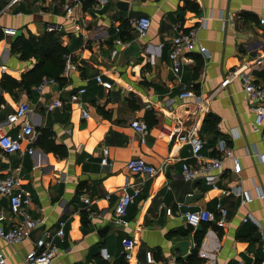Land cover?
Segmentation results:
<instances>
[{
  "label": "crops",
  "instance_id": "crops-1",
  "mask_svg": "<svg viewBox=\"0 0 264 264\" xmlns=\"http://www.w3.org/2000/svg\"><path fill=\"white\" fill-rule=\"evenodd\" d=\"M67 5L74 6L73 19L67 17ZM144 15L151 26L134 38L131 22ZM262 20L264 0H0V80L9 75L21 82L37 62L21 59L11 51V42L49 28L63 32V44L75 63L68 76H62V84L38 90L34 83L13 94L0 86V126L5 133L18 132V125L4 121L26 100L34 129L52 130L68 150L64 158L38 144L33 154L0 150V173L21 177L32 192L31 215L43 219L19 243L0 238L5 264H27L25 256L42 233L55 232L62 221L64 236L53 238L59 254L51 264H99L101 246L108 248L113 264H143L147 250L158 263L173 257L182 261L195 248L199 264H264V203L257 194L258 188L264 193V161L259 158L264 154V119L257 130L252 128L256 114L240 77L245 73L264 84ZM3 27L16 28L17 34L5 36ZM178 28H195L208 57L192 53L194 63L175 75L168 53ZM118 37L126 45L116 44ZM134 41L140 50L127 57ZM100 74L112 82L110 89L96 81ZM226 77L230 82L222 86ZM80 88L86 89L81 99L87 119L75 102L48 109L57 98L67 102ZM210 113L219 118L215 126L212 121L204 124ZM134 119L149 122L144 142L130 126ZM179 125L200 135L209 157L220 155L216 142L226 138L242 171L233 173L232 160H225L218 189L183 178L182 163L191 156V147L171 137L170 130ZM104 148L109 149L108 165L101 164ZM132 158L159 171L154 177L133 174L125 167ZM128 179L135 186L143 181L142 191L128 208L129 225L118 226L111 218ZM236 187L252 200L242 202L233 191ZM82 196L90 197L89 206ZM220 208L227 211L223 227L187 225L185 211L207 209L219 216ZM1 212H10L7 196L0 195ZM17 219L8 216L4 227ZM125 236L136 241L131 263L121 254Z\"/></svg>",
  "mask_w": 264,
  "mask_h": 264
},
{
  "label": "built area",
  "instance_id": "built-area-1",
  "mask_svg": "<svg viewBox=\"0 0 264 264\" xmlns=\"http://www.w3.org/2000/svg\"><path fill=\"white\" fill-rule=\"evenodd\" d=\"M81 1V0H77ZM67 17L71 18L74 12V6L67 5L65 7ZM73 19V18H71ZM75 22V20H73ZM264 22V20H262ZM76 23V22H75ZM135 34L145 33L151 26V19L149 16H140L131 22ZM53 28H49L51 31ZM5 36H14L17 34V29L13 27H3L1 29ZM120 28H117V32ZM116 44L126 45L123 43L120 37L117 38ZM198 52L208 57V50L205 46L200 45L197 38V30L195 28L182 29L178 28L175 36L172 38V45L169 49L168 60L171 71L178 75L182 68L194 63L192 53ZM261 62V61H259ZM75 68L73 55L68 53L65 57V67L61 74L63 77H67L69 72ZM243 80V88L245 94L250 102H252V109L256 114V118L252 123L254 130L258 129L259 124L264 119V84L255 82L249 75L242 73L240 76ZM96 81L102 85L105 89L112 87V82L103 78L100 74L96 76ZM230 82L229 77H226L221 83L222 86L227 85ZM58 84V81L54 78L43 77L38 84V90H42L46 86ZM186 90V86H183ZM86 92L85 88H80L73 94H71L69 100L64 102L60 98L55 99L48 105L49 110L61 107L64 103L78 104L82 118L87 119L89 112L84 106L82 101V95ZM196 100L201 102V97H197ZM32 108L28 101H19L15 109L7 114L5 123L7 125H18L19 129L15 135L5 133L3 127L0 126V150L5 154H14L17 152L27 151L29 154H33L35 151V145L39 138V132L34 129L32 121L28 118ZM130 126L134 129L136 134L141 136L142 142H144V136L149 130L148 123L143 119H134L130 122ZM170 135L175 140L184 142L191 147V156L182 163V176L185 179L193 181H204L212 188L218 189L219 182L221 180V174L219 171L222 169L223 162L225 160H232L233 168L232 172L239 174L242 171V165L239 159L234 155L233 149L229 146L226 138H220L217 140L215 150L220 153L219 156H207L203 153L205 146L204 140L198 133L194 132V129L186 128L184 125H179L170 130ZM29 144L30 147L26 149L24 144ZM260 160L264 161V154L259 155ZM109 162V149L104 148L102 150V165H108ZM125 167L129 172L140 175L154 177L159 171L155 166L147 163L141 158H132L128 160ZM143 181L138 185H134L129 179L123 186L121 195L119 196L116 205L114 207L112 222L118 226L129 225L128 208L130 204L140 195L142 191ZM238 196L242 198V202H249L252 200V196L243 191L240 187L233 188ZM223 192V191H222ZM258 197L263 200L264 193L260 188L257 191ZM0 195L7 196L10 202V212L0 213V238L4 241L15 244L28 238L30 232L40 226L43 222L42 217L33 216L30 213V207L32 203V192L23 186V180L18 174L0 173ZM109 195H107V198ZM83 202L89 206L91 199L88 196H82ZM227 211L225 208H220V215L216 216L213 212L207 209L199 210H187L184 212V216L187 225L191 227H197L202 223H214L219 227H223L226 223ZM15 216L18 219L10 224L6 229L3 222L8 216ZM92 215V214H91ZM252 217V216H251ZM254 220V218L252 217ZM65 222H60L59 227L55 232L46 230L42 233L41 237L36 241L35 249L31 250L25 256V262L27 264H51L53 259L59 254V248L54 243L53 238H62L64 236ZM121 254L125 261L131 263L134 259V251L136 248V241L129 236H125L121 239ZM264 252V249H263ZM100 263L99 264H113L112 255L110 254L106 246H101L100 251ZM0 264H5L3 254L0 253ZM143 264H183L182 261L173 257L168 261L158 263L151 250H147L145 254V261Z\"/></svg>",
  "mask_w": 264,
  "mask_h": 264
},
{
  "label": "trees",
  "instance_id": "trees-1",
  "mask_svg": "<svg viewBox=\"0 0 264 264\" xmlns=\"http://www.w3.org/2000/svg\"><path fill=\"white\" fill-rule=\"evenodd\" d=\"M127 29H129L128 26L124 28V31ZM62 37L63 32H56L55 30L45 31L41 35L30 33L28 36H17L11 42V51L18 53L21 59L35 58L37 62L32 70L23 75L21 82L9 75H4L0 80V86L5 91L13 94L14 89L19 87L27 89L31 84L37 83L38 85L43 77L54 78L62 84L64 79L61 74L65 67V57L69 53L67 45L63 44ZM30 78H33V80L31 81ZM209 121H212V126H215L218 124L219 118L210 113L204 124L207 125ZM38 132L37 144L42 149L54 153L59 158L67 156V147L54 138L52 130L44 128ZM182 262L183 264L201 263L202 259L197 256V248Z\"/></svg>",
  "mask_w": 264,
  "mask_h": 264
},
{
  "label": "water",
  "instance_id": "water-1",
  "mask_svg": "<svg viewBox=\"0 0 264 264\" xmlns=\"http://www.w3.org/2000/svg\"><path fill=\"white\" fill-rule=\"evenodd\" d=\"M133 36H134V38H137L138 34H134ZM138 50H140V45L136 41H134L131 44V46H129V48L127 49V52H126L127 57H129L128 56L129 53H130V55H133ZM107 229H108V227L104 228L103 231H106Z\"/></svg>",
  "mask_w": 264,
  "mask_h": 264
}]
</instances>
